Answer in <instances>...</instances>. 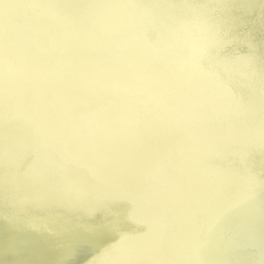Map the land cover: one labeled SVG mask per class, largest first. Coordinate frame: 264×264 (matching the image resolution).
<instances>
[{
    "label": "bare ground",
    "instance_id": "1",
    "mask_svg": "<svg viewBox=\"0 0 264 264\" xmlns=\"http://www.w3.org/2000/svg\"><path fill=\"white\" fill-rule=\"evenodd\" d=\"M51 1H56L53 2L56 4L55 8L51 9V2H45L35 7V10L30 8L22 17L24 7L15 3V0H0V50L4 54L2 60L5 59L6 62L7 72L3 71L2 77L4 85L11 91L13 79L20 81L14 88L15 92L23 96L31 94L30 96L34 98V101H27V106L25 103L22 105L21 115L36 123H43L44 127H48L50 120L59 121L63 131L47 132V138L37 134L33 140H29L27 148L32 150L29 146L32 144L37 149L36 156L33 154L32 158L36 157L46 167L55 166L60 169L63 175L57 183L63 190L69 192L71 185L75 188L74 193L78 195L95 194L103 197L100 193L111 191H118L126 196L135 194L132 198L135 214L138 205L145 210L160 211L162 208L157 210V207L162 206L164 202L162 193L167 192L169 196L165 197L169 200L170 197H173V200L178 198L181 195L180 191L185 193V189L182 187L180 189L174 181L170 183V178L168 181L164 179L163 173L168 177L171 175V178L173 174L180 173L184 182L193 184L195 188L202 182L194 178L195 171L201 169L192 159L201 152V143L195 141V138L203 136L204 131L200 125L202 127L208 125L209 132L218 136L216 143H224L226 139L247 132L248 136L243 135L242 140L247 141L252 137L251 143L256 140L259 145L264 146V122L261 120L264 106L247 105L241 110L238 106L222 107L211 103L213 87L205 81L203 75L206 65H211L210 60L208 63V59L205 58L204 63L199 65L201 68L194 65L191 60L197 51L196 48L192 50V46L197 44L203 46L202 43L209 40L208 37L205 40L198 35V27L189 31L185 19H167L164 12L156 14V18L152 20L144 16L141 8L137 6L126 8L127 4L121 0ZM17 2L21 3L19 0ZM40 5L42 7H39ZM79 6L88 9L87 16ZM44 7L48 9L45 11ZM50 11L67 13L74 20L75 27L82 32H78L76 36L79 48L73 49L65 37L71 38L73 33L62 31L57 35L56 42L54 36L48 33V29L41 26L45 20L53 19L46 13ZM124 11L127 13L124 14ZM21 19H26V22L37 21L38 35H27ZM152 22L164 23L160 26L157 41L149 43L141 36L140 31L145 24ZM135 25L138 27L135 28ZM173 26L175 30L172 29ZM116 27L124 33L117 32ZM51 39H54L52 43L56 49L45 45ZM45 47L48 49H43ZM211 56L212 54L209 55L208 52V57L214 61ZM13 58H16L15 62L12 61ZM43 61L45 63L41 64ZM49 61L51 62L46 68H43L42 65ZM27 68L31 70L28 71ZM56 68L58 71L56 75H62L59 79L55 77ZM33 78L37 79V83L27 82ZM86 81L89 82L90 93L86 92L87 97L82 98L80 84ZM239 82L240 80L238 83L235 81L238 89L241 86ZM41 88L51 96H41ZM70 89L74 91L69 94L67 91ZM216 93H219V90H216ZM217 95L224 102L234 100L229 93L228 96L231 97L227 96L226 99L221 97L223 92ZM69 97L72 101L76 100L80 107L76 114L70 111L72 104L65 101ZM87 98L89 102L86 101ZM21 121L23 119H8L6 127L8 129L16 127ZM224 128H227L225 134ZM66 129L75 132L69 136L64 132ZM110 130L112 135L106 137ZM118 137L124 139V147L119 146ZM49 138H59L64 145L78 148L57 147L51 144ZM248 147L250 150L254 149L251 145ZM19 158L18 155L11 156L12 167L5 168V171L12 180H27L33 176L35 170L29 167L26 173H18L15 161ZM116 162L119 164L114 165ZM257 166L264 169V156L259 158ZM151 168L158 169L160 175L149 172ZM250 168L254 170L253 167ZM203 177L207 178L205 175ZM147 179L150 181L149 185ZM226 179L209 191L206 199L213 197L212 201L198 200L197 208L199 212L204 213L203 218L207 217L206 206L212 205L216 211L220 210L224 196L222 192L228 195L231 187L237 183L231 184L228 189ZM166 182L170 184L166 186ZM260 182L264 186V180ZM247 185V180H242L238 184L232 193V201L242 197L246 203H254V195ZM137 187L150 193L158 192L160 195L153 196L155 199L151 200L146 195L134 191ZM175 195L178 197L175 198ZM71 198L77 200L76 197ZM87 198L85 197L83 203L78 205L86 209L91 205L95 206L93 203H86ZM126 200H130L129 197ZM45 201L48 205H54L58 203L59 198L48 196V201ZM112 206L106 216L111 229L104 236L95 233L87 243L88 246L83 247L79 244L80 236L71 234L70 225L65 224L57 241L53 242L57 244L56 249L51 251L53 254L44 253L42 264H62L65 256L67 261L69 260L67 264H83L94 255L98 244L103 245L101 248L112 244L118 230L123 228L116 222V214L124 205L116 203ZM165 212L166 214H161L160 217H168L170 210ZM203 218L193 216L185 220L179 218L178 212H175V216L172 214V231L175 236H179L178 241L183 244L177 253L180 257L179 264L183 259L189 261L183 264H205L203 259L191 258L190 255L194 252L200 255L198 250L206 255L212 253V248L218 250L216 243L212 244L210 249L204 246L201 250L194 246L195 251H191L190 255L185 249L186 245L195 244L198 240L199 232L192 227L197 226L199 221L202 224L206 223ZM214 220L215 218L212 224ZM163 228L167 230L166 227ZM5 237L14 240L16 232L7 230L4 224L0 223V239ZM37 240L35 245L26 243L21 248L26 255L24 258L26 264H31L30 260L37 256L38 250L42 248L46 251L45 247L51 243V238L46 235H41ZM250 241L251 238L232 235L233 245L244 250L252 246ZM145 254L147 253L141 251L144 258ZM239 255L249 264H264V258L253 262L252 252L247 254V251H241ZM0 258V264H20L15 260L9 246ZM112 258L113 256L109 257ZM153 259L161 260L160 264H175L165 260L161 250L155 252ZM108 264H112L110 260Z\"/></svg>",
    "mask_w": 264,
    "mask_h": 264
},
{
    "label": "water",
    "instance_id": "2",
    "mask_svg": "<svg viewBox=\"0 0 264 264\" xmlns=\"http://www.w3.org/2000/svg\"><path fill=\"white\" fill-rule=\"evenodd\" d=\"M19 1L21 3L17 0H15V3L24 7L22 17L28 13L30 8L35 10V7L45 2H51V9L56 7V4L53 3L56 1L51 0ZM121 1L125 5L127 4L126 8L134 6L141 8L144 16L152 20L156 18V14L158 15L161 12L167 14V19H185L189 31L198 27V35L205 40L207 37L209 38L207 43H202L203 46L200 44L199 46L198 44L192 46V50L196 48L197 51L191 57V60L194 65H198V68H201L199 65L204 63L205 58L208 59V63L210 60L209 64L211 65H206V71L203 75L205 81H208L213 87V93L210 95L211 103L214 102L222 107L238 106V109L241 110L247 105L264 106V0ZM79 7L87 16L88 9L84 6ZM43 9L46 11L48 8L44 7ZM46 13L50 14L49 18L53 19L45 20L41 26L48 29V33L54 36L56 42L59 33L68 31V33H73V36L71 38L65 36L66 39L70 41L73 49L79 48L76 42L79 28L75 27L74 20L67 13L58 11ZM123 13L126 14L127 12L124 11ZM25 20L21 19V24L24 23L26 34L37 36L39 32L38 22L33 20L26 22ZM163 23L145 24V27L140 31L141 36L149 43L156 42L158 32L161 29L160 26ZM136 27L138 26L135 25ZM172 29L175 30L174 26ZM116 31L121 32V29L116 27ZM123 33L124 31L120 34ZM53 40L51 39L45 45L53 46L52 48L56 49L52 43ZM43 49H48V47ZM208 52L209 55L212 54L211 57L214 61L208 57ZM3 56L4 54L0 50V223L4 224V228L7 230L15 231L16 237L14 240H10V237L0 239V257L6 247L9 246L10 251L14 253L15 260L20 264H26L27 262L24 259L26 255L23 254L22 246L26 243L35 245L41 235H46L51 238V243L48 247H45L46 251L42 248L39 249L37 256L30 260L31 264H42V258L45 257L44 253H52L51 251L56 249L57 244L53 242L57 241L65 224L70 225L71 234L80 236L79 244L87 247V243L95 233H101L104 236L111 229L110 224L106 221V216L110 213L112 205L119 203L128 206L127 208L123 206L116 214L117 219L115 218L119 226H123V228L118 230V235L112 241V244L106 248H101L103 245L98 244L93 252L94 255L90 259H84L86 262L83 261L84 263H82L108 264V260H110L112 264H160L162 261L154 260L153 255L157 250H161L165 260L179 264L180 257L177 253L181 248L180 245L183 244L178 241L179 236H175L172 231V214L175 216V212H178L179 218L185 220L193 216L203 218L204 213L199 212L197 208L199 206L198 200L212 201L213 197L206 199L209 191L214 186L223 183V179L227 178L228 189L231 184L237 183L231 187L228 195L222 192V195H224L223 204L219 211H216L212 205L206 206L207 217L203 220L207 222L202 224L199 221L197 226L192 227L193 230L199 232V237L195 244L186 245L185 249L189 251L190 255L191 251H195L194 246L203 249L204 246L209 248L216 243L215 246L218 247V250L212 248L210 255H206L198 249L197 252H200V255L196 252L190 255L191 258L203 259L205 264H249L239 257L241 251H247V254L252 252L253 262H258L259 259L264 258V186L260 182L264 180V169L257 166L259 158L264 156V146L259 145L254 139L255 142L251 143L252 137L247 141L242 140L244 139L243 135L248 136L247 132L239 133L237 130L236 134H239L235 138L226 139L224 143H216L218 136L209 132L208 125L205 124L204 127L200 125V128L204 131L203 136L195 138V141L201 143V152L192 159L194 164L201 169L196 170L194 173V178L202 181L201 184L198 188H195L193 184L184 182L183 177L179 175L180 173L173 174L172 178L171 175L168 177L163 173L164 179L170 178V183L174 181L180 189L181 187L185 189V193L180 191L181 195L179 197L175 195V198H178L173 200V197H170L169 200L165 197V195L169 196L168 193L164 192L161 196L164 202L162 206L157 207V210L162 208L160 211L145 210L138 205L136 208L137 214H135L136 210L133 209L134 203L132 201L135 194L126 196L118 191H111L100 193L103 197L95 194L89 196L80 193L78 195L74 193L73 189L75 188L71 185L68 192L66 189L63 190V187L57 183L63 175L59 168L55 166L46 167L36 157L32 158L33 154L36 156L37 149L31 144L29 146L32 150H28L29 140H33L35 136L37 137V134L42 138H47V132L63 130L60 128L59 121L50 120L48 127H44L43 123H36L27 118L26 120L25 116L21 115L22 105L25 103L27 106V101H34V98L30 96L31 94L23 96L15 92L14 88L20 81L13 79V84L10 85L11 91L4 85L2 81L3 71H7L5 59L2 60ZM71 58L78 59V57ZM15 59L13 58L12 61L15 62ZM51 61L42 65L43 68H46ZM43 63L45 61L41 64ZM26 70L31 69L27 68ZM56 72H58L57 68L55 69V77L59 79L62 75H56ZM238 80H240V89L236 88L237 85H235V81L238 83ZM27 82L37 83V79L33 78ZM89 87L88 81L80 84L82 98L87 97L86 92L90 93L88 91ZM216 87H219V89ZM41 90V96H51L44 88H41ZM216 90H219V93H216ZM73 91L70 89L67 92L70 94ZM221 92H223L222 98L226 99L229 93L234 100L224 102L217 95H220ZM230 95L228 97H231ZM66 99L65 101L73 105H71L70 111L76 114L80 109L77 101H72L70 97ZM86 101L89 102V98ZM261 117L264 122V115H261ZM14 118H20L23 121L19 122L16 127L8 129L6 127L7 120ZM226 131L227 128H224L223 134ZM64 132L72 136L75 131L66 129ZM110 135H112L111 130L106 134V137ZM117 140L120 141L119 146L124 147V139L118 137ZM50 142L57 147L78 148L64 145L59 138H52ZM249 145L254 149L250 150ZM14 155L20 157L15 161L16 171L26 173L30 167L35 170L32 177L20 181L8 177L5 168L12 167L10 157ZM118 164L116 162L114 165ZM250 167H253L254 170ZM148 171L154 172L156 175L159 174L158 169L155 168ZM158 177L160 178V176ZM242 180L248 181L247 188H250V192L255 198L253 204L246 203L242 197L232 201V193ZM147 181L149 185L150 181L148 179ZM170 183L166 182L165 184L168 186ZM32 188H36V190L30 191ZM134 191L146 195L151 200L160 195L158 192L150 193L138 187ZM48 196H58V203L48 205L45 201H48ZM71 197H76L77 200ZM85 197H88L85 200L86 203L90 202L95 206L91 205L89 209H86L78 205L83 203ZM128 197L130 200H126ZM132 210L134 211L133 214ZM165 210H170L168 217H160L161 214H166ZM44 217L45 219H43ZM19 224H22V226H17ZM163 227H166L167 230ZM201 232L202 235H200ZM232 235L251 238L252 246L247 247L246 250L234 246ZM200 238L202 239L199 240ZM141 251L147 253L145 254L146 258L141 255ZM110 256H113V258L109 259ZM68 262L69 260L67 261L65 256L62 264ZM184 262L189 263V261L183 259L181 264Z\"/></svg>",
    "mask_w": 264,
    "mask_h": 264
}]
</instances>
